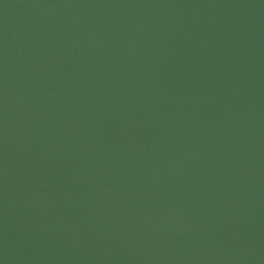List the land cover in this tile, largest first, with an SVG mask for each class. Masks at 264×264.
<instances>
[{
    "label": "water",
    "instance_id": "water-1",
    "mask_svg": "<svg viewBox=\"0 0 264 264\" xmlns=\"http://www.w3.org/2000/svg\"><path fill=\"white\" fill-rule=\"evenodd\" d=\"M0 264H264V0H0Z\"/></svg>",
    "mask_w": 264,
    "mask_h": 264
}]
</instances>
